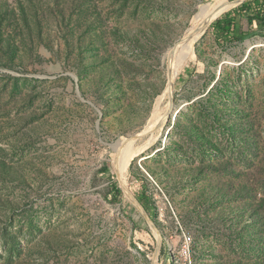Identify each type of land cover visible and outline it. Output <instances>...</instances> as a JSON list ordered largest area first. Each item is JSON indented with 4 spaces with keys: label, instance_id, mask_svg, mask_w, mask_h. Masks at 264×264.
Listing matches in <instances>:
<instances>
[{
    "label": "rangeland",
    "instance_id": "obj_1",
    "mask_svg": "<svg viewBox=\"0 0 264 264\" xmlns=\"http://www.w3.org/2000/svg\"><path fill=\"white\" fill-rule=\"evenodd\" d=\"M218 1L0 0V264H264V30L213 27L246 0L199 31L117 174Z\"/></svg>",
    "mask_w": 264,
    "mask_h": 264
},
{
    "label": "bare ground",
    "instance_id": "obj_2",
    "mask_svg": "<svg viewBox=\"0 0 264 264\" xmlns=\"http://www.w3.org/2000/svg\"><path fill=\"white\" fill-rule=\"evenodd\" d=\"M234 4L227 0H222L216 2L214 5L211 6L210 9H208L200 18L199 22L195 24V26L192 28L191 32L189 33V48L187 49V52L183 58L180 56L181 46L184 44V41H182V44L177 45L175 48H173L169 53V59H170V84L167 85L166 90L163 95H161L157 99L156 104V110L155 115L150 121L149 126H147L142 133H139L138 136H144L145 134H148L146 141H141L140 144H138V141L142 138H134L131 141H129L121 150L120 156L118 158L117 163V174L120 177L121 180L125 179L126 170L128 168V165L132 158L136 155L137 151L142 149L143 147H147L151 145L155 140H157L158 134L154 132V129L158 125H163L167 123L168 120V112L161 113L160 108L162 105V102L166 95H170L173 91V80L176 76V72L179 70V68L186 62V60L191 56L194 55V47L193 43L198 38V31L197 29L202 26L206 25L208 22L212 21L216 17H218L223 11L230 8ZM184 46V45H183ZM173 72V75H172ZM168 110V109H166ZM160 131V130H159ZM135 140V141H134ZM137 140V141H136ZM136 142V143H135ZM135 143V144H134ZM127 185V184H126ZM125 186V185H124Z\"/></svg>",
    "mask_w": 264,
    "mask_h": 264
},
{
    "label": "trees",
    "instance_id": "obj_3",
    "mask_svg": "<svg viewBox=\"0 0 264 264\" xmlns=\"http://www.w3.org/2000/svg\"><path fill=\"white\" fill-rule=\"evenodd\" d=\"M238 15H246L250 24L258 25L260 29L264 30V0H246L237 9L229 11L213 23V27L218 31L217 33L220 36V41L232 43L248 38V32L236 33ZM105 169L107 170V168ZM111 193L115 201L121 199V188L116 182H113L111 185ZM138 200L147 210L149 209L150 198L145 195L144 191L142 192V196L138 197Z\"/></svg>",
    "mask_w": 264,
    "mask_h": 264
},
{
    "label": "crops",
    "instance_id": "obj_4",
    "mask_svg": "<svg viewBox=\"0 0 264 264\" xmlns=\"http://www.w3.org/2000/svg\"><path fill=\"white\" fill-rule=\"evenodd\" d=\"M238 17H241L242 20V25L240 24V26L238 25V22H237V26H236V33H241V32H244V33H247L245 32V30H254V31H257L259 29L258 25H255V24H250L248 22V19L246 18V15H238Z\"/></svg>",
    "mask_w": 264,
    "mask_h": 264
},
{
    "label": "water",
    "instance_id": "obj_5",
    "mask_svg": "<svg viewBox=\"0 0 264 264\" xmlns=\"http://www.w3.org/2000/svg\"><path fill=\"white\" fill-rule=\"evenodd\" d=\"M208 23H210V22H208ZM208 23H207V24H208ZM204 26H205V25L200 26V27L197 29V31H198V32L201 31L202 28H203ZM189 37H190V36H187L186 39H188ZM171 100H172V97H171ZM168 115H169V116H168V118H169L170 115H171V111L168 113ZM161 127H162L161 124L158 125V126H156V128L154 129V132H155L156 130L160 129ZM140 133H142V131H141ZM138 135H139V133H138V134H135V135H133V136H128L127 139H126V141L129 142L131 139L141 137V136H138Z\"/></svg>",
    "mask_w": 264,
    "mask_h": 264
}]
</instances>
